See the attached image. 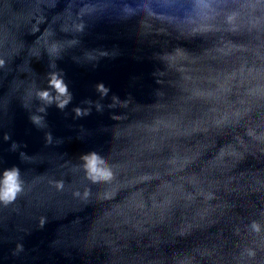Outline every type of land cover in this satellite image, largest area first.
<instances>
[{
  "label": "water",
  "instance_id": "obj_1",
  "mask_svg": "<svg viewBox=\"0 0 264 264\" xmlns=\"http://www.w3.org/2000/svg\"><path fill=\"white\" fill-rule=\"evenodd\" d=\"M193 3L0 0V190L11 172L20 188L13 200H0V264H129L132 252L142 253L135 241L131 250L122 239L112 243L115 230L99 223L111 203L100 196L111 185L89 178L88 158L99 155L114 170L130 165L155 122L186 107L183 62L173 57L199 56L214 39L188 34ZM243 3L227 0L226 10ZM256 35L231 38L256 44ZM53 75L64 94L50 83ZM171 155L168 148L146 155L153 162L146 170L166 173ZM257 156L240 165L251 175L223 197L210 223L148 251L193 264H264V155ZM89 189L90 201L77 197Z\"/></svg>",
  "mask_w": 264,
  "mask_h": 264
},
{
  "label": "clouds",
  "instance_id": "obj_2",
  "mask_svg": "<svg viewBox=\"0 0 264 264\" xmlns=\"http://www.w3.org/2000/svg\"><path fill=\"white\" fill-rule=\"evenodd\" d=\"M227 8V0H194L186 13L189 35L214 38L199 56L178 51L173 57L183 62L178 71L186 107L155 122L149 129L154 135L138 142L130 165L114 170L99 155L88 158L89 178L111 185L100 196L111 203L99 223L115 230L112 243L122 239L123 247L131 250L130 242L135 241L142 249L131 253L129 264H168L169 259L171 264H193L192 257L168 258L148 250L158 251L170 237L191 236L210 223L212 214L225 206L223 197L242 190V182L251 175L239 171L240 165L248 157L264 155V40L260 35L264 34V0H245L238 11ZM245 30H255L259 42L242 44L231 38ZM57 50L53 43L49 51ZM4 64L0 59V67ZM50 83L59 93L66 92L55 75ZM39 95L48 98L47 92ZM179 140L195 143L181 145L176 143ZM165 148L172 153L167 172L146 170L153 162L144 157ZM118 172L122 179L117 178ZM162 175L175 179L162 180ZM16 176L5 174L0 200L15 198L20 190ZM153 181L162 182L153 186ZM76 195L90 201L93 192Z\"/></svg>",
  "mask_w": 264,
  "mask_h": 264
}]
</instances>
